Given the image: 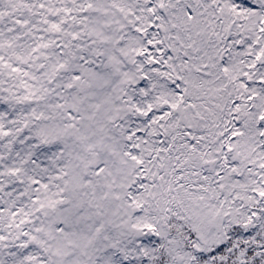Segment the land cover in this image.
Wrapping results in <instances>:
<instances>
[{
	"label": "snow or ice",
	"instance_id": "snow-or-ice-1",
	"mask_svg": "<svg viewBox=\"0 0 264 264\" xmlns=\"http://www.w3.org/2000/svg\"><path fill=\"white\" fill-rule=\"evenodd\" d=\"M0 264H264V0H0Z\"/></svg>",
	"mask_w": 264,
	"mask_h": 264
}]
</instances>
